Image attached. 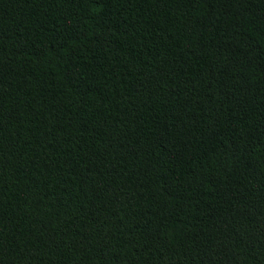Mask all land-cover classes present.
Segmentation results:
<instances>
[{
  "label": "trees",
  "instance_id": "1",
  "mask_svg": "<svg viewBox=\"0 0 264 264\" xmlns=\"http://www.w3.org/2000/svg\"><path fill=\"white\" fill-rule=\"evenodd\" d=\"M0 264H264V0H0Z\"/></svg>",
  "mask_w": 264,
  "mask_h": 264
}]
</instances>
